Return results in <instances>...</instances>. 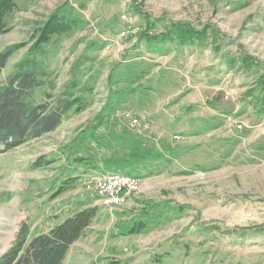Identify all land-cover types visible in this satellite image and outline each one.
<instances>
[{"label":"rangeland","instance_id":"rangeland-1","mask_svg":"<svg viewBox=\"0 0 264 264\" xmlns=\"http://www.w3.org/2000/svg\"><path fill=\"white\" fill-rule=\"evenodd\" d=\"M5 19L0 84L47 34L33 101L77 97L0 154V256L96 206L63 264H264V0H15ZM102 171L142 182L107 207Z\"/></svg>","mask_w":264,"mask_h":264},{"label":"trees","instance_id":"trees-1","mask_svg":"<svg viewBox=\"0 0 264 264\" xmlns=\"http://www.w3.org/2000/svg\"><path fill=\"white\" fill-rule=\"evenodd\" d=\"M14 1L0 0V35L9 29L5 18L13 9ZM47 42L46 34L39 40L36 52L17 63L7 80L0 84V154L54 131L72 109L77 97L75 94L68 95L63 100L64 104L33 101L35 90L47 84L50 74L33 55H38ZM12 53L13 47L0 53V75ZM83 95L80 94V97ZM141 156L144 155H137ZM60 189L63 188L59 187L56 191ZM97 213L96 206L83 208L47 232L33 236L24 224L12 246L0 256V264H63L71 246L85 235Z\"/></svg>","mask_w":264,"mask_h":264},{"label":"built area","instance_id":"built-area-1","mask_svg":"<svg viewBox=\"0 0 264 264\" xmlns=\"http://www.w3.org/2000/svg\"><path fill=\"white\" fill-rule=\"evenodd\" d=\"M98 203L112 207L138 189L141 178L130 173L102 171L91 178Z\"/></svg>","mask_w":264,"mask_h":264}]
</instances>
